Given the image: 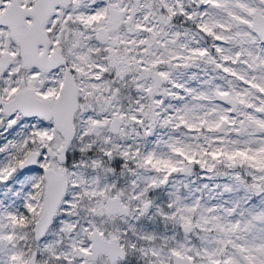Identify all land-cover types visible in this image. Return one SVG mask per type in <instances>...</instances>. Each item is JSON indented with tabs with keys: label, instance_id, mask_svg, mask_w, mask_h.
Returning a JSON list of instances; mask_svg holds the SVG:
<instances>
[{
	"label": "snow or ice",
	"instance_id": "snow-or-ice-1",
	"mask_svg": "<svg viewBox=\"0 0 264 264\" xmlns=\"http://www.w3.org/2000/svg\"><path fill=\"white\" fill-rule=\"evenodd\" d=\"M0 264H264V0H0Z\"/></svg>",
	"mask_w": 264,
	"mask_h": 264
}]
</instances>
